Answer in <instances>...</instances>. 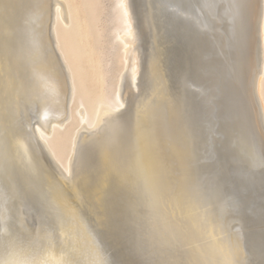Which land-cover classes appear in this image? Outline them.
Here are the masks:
<instances>
[{
  "label": "bare ground",
  "instance_id": "bare-ground-1",
  "mask_svg": "<svg viewBox=\"0 0 264 264\" xmlns=\"http://www.w3.org/2000/svg\"><path fill=\"white\" fill-rule=\"evenodd\" d=\"M161 2L0 0V264H264V0Z\"/></svg>",
  "mask_w": 264,
  "mask_h": 264
},
{
  "label": "rangeland",
  "instance_id": "rangeland-1",
  "mask_svg": "<svg viewBox=\"0 0 264 264\" xmlns=\"http://www.w3.org/2000/svg\"><path fill=\"white\" fill-rule=\"evenodd\" d=\"M104 1V5L106 4V6H105V9L107 10L106 11V16L108 15V14H110V15H108L109 17H112L111 16V14H112V12H111V8H112V0H110V2H109V0H103ZM151 1V2H150ZM169 0H162V2H161V0H155V1H153V0H149V1H147L146 0V6L147 7H149L148 5H151V7H152V9H151V7H150V9L153 11V13H155V15L153 14L152 15V17L154 18H152L154 21H155V23H156V21H158L157 19H158V17H157V12H158V8H157V6L159 7L160 5H159V3L158 2H161L160 4H162V3H164V2H168ZM111 4V5H110ZM107 5H109L108 7H107ZM156 6V7H155ZM109 7H111L110 8V10L108 11V9H109ZM157 8V9H156ZM157 10V11H156ZM155 11V12H154ZM108 12H110V13H108ZM107 16V17H108ZM157 18H156V17ZM164 15H162V17H163ZM108 17V18H109ZM161 17V18H162ZM152 20V21H153ZM154 21L152 22V24H153V26L155 25V23H154ZM108 22H110L109 20H108ZM110 25L109 26H112V24L111 23H109ZM166 30H168V28H167V26H166ZM156 32V31H155ZM156 34V33H155ZM180 35H177L176 37H175V40L178 38V41H180L179 39L181 38V37H179ZM177 41V46L174 48V50H173V55H174V57H179V56H182V48L183 47H181V43L179 44V42ZM182 42V41H181ZM183 44V43H182ZM179 45V46H178ZM178 47H180L179 49H176V48H178ZM181 51V52H180ZM177 52H180L178 55H177ZM176 57V58H177ZM116 61H117V58H116V60L113 58V62H114V65H115V68H118L117 67V64H116ZM119 71H120V69L118 68V70H117V72L115 73V76H116V78L114 77V74H111V77H110V81H112V80H114L115 79V81H117V78H118V75H119ZM116 83V82H115ZM123 108H125V106H123ZM65 177H67V178H69V175L68 176H65ZM63 180H65V179H63L62 178V180L61 181H63ZM63 182H65V181H63ZM77 203V205H78V209L80 210V213H81V216H82V218L86 221V222H88L89 224H92L93 226H96L95 225V222H96V220L97 221H100L101 220V222H102V226L101 227H104V228H101V229H97V232H98V234H99V236H100V240H101V243H102V245L110 252V255L112 256V258H114V260L116 261V263H118L119 264V261H124V263L125 264H133V262L131 261V258H132V256H131V254H130V252L126 249V247H125V245H124V243H122V241L121 240H119L118 238H116L114 235H113V232H112V228H111V222L110 221H108V220H106V218L103 216L104 215V210H103V208H102V205H101V203H100V205L98 204V205H96L95 203H93L94 202V200H91V201H89V202H87L86 200H81V201H76ZM91 211V212H90ZM95 221V222H94ZM121 241V242H120Z\"/></svg>",
  "mask_w": 264,
  "mask_h": 264
},
{
  "label": "snow or ice",
  "instance_id": "snow-or-ice-1",
  "mask_svg": "<svg viewBox=\"0 0 264 264\" xmlns=\"http://www.w3.org/2000/svg\"><path fill=\"white\" fill-rule=\"evenodd\" d=\"M142 264H150V262L144 261L142 262Z\"/></svg>",
  "mask_w": 264,
  "mask_h": 264
}]
</instances>
